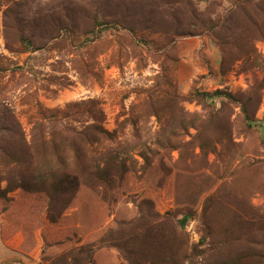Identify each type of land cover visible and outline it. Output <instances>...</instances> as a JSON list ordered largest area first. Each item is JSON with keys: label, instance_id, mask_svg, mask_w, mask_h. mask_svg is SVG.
Segmentation results:
<instances>
[{"label": "rangeland", "instance_id": "obj_1", "mask_svg": "<svg viewBox=\"0 0 264 264\" xmlns=\"http://www.w3.org/2000/svg\"><path fill=\"white\" fill-rule=\"evenodd\" d=\"M115 161L113 205L94 171ZM19 184L74 186L58 264H127L116 238L165 217L184 264H264V0H0V186ZM0 264L39 261L0 236Z\"/></svg>", "mask_w": 264, "mask_h": 264}, {"label": "trees", "instance_id": "obj_2", "mask_svg": "<svg viewBox=\"0 0 264 264\" xmlns=\"http://www.w3.org/2000/svg\"><path fill=\"white\" fill-rule=\"evenodd\" d=\"M203 94L212 97L222 96L225 93L216 91L211 95ZM94 142V140L91 141V145ZM74 162L76 164L87 163L83 157L80 160L76 158ZM126 171L116 161L115 164L107 163L103 170L98 167L94 171L95 184H105L112 189L111 194L115 199L113 205L120 200V197L113 193L114 186L120 185ZM73 173L74 175L71 172L65 175L66 178H72V184L83 180L84 170L79 169L78 172ZM34 186L19 184L13 189L14 191H11L9 186L5 189L0 186L1 237L9 249L36 259L39 264H58L61 263L60 253L67 251L64 255L74 254V248H70V246L75 245L73 237L76 235L75 233L70 234L73 227L69 226L73 217L69 218L66 215V210L74 199H71V196L66 199L62 195L66 192L72 193L74 186L68 185L62 189V194L54 184H43V187ZM25 193H28L29 196ZM111 194L106 195L110 196ZM191 215L192 213H187L185 217L190 218ZM135 221L134 218V223ZM167 222L170 224L165 229L164 226ZM63 223H66L68 228H65ZM180 223L182 227L179 229L173 219L165 217L159 220L158 226L155 228H159L161 233L158 232L159 230L154 231L151 227L131 226L125 237L116 238L117 241H123L129 245V249L124 251L125 262L127 264H146V258L152 255L149 264H184L187 260L189 244L186 241L185 230H183L185 223L183 224L182 220ZM102 244L103 242H98L97 246ZM114 247L120 248L119 245ZM85 252L87 256L83 264H92L94 248L88 247L86 251L82 248V253ZM51 254L52 258L55 255L58 257L51 259ZM62 264L78 263L72 259Z\"/></svg>", "mask_w": 264, "mask_h": 264}, {"label": "crops", "instance_id": "obj_3", "mask_svg": "<svg viewBox=\"0 0 264 264\" xmlns=\"http://www.w3.org/2000/svg\"><path fill=\"white\" fill-rule=\"evenodd\" d=\"M0 236H1V233H0ZM1 240H2V237H1ZM2 242H3V240H2ZM4 244V243H3ZM5 245V244H4ZM6 248H8L7 246H6ZM9 249V248H8ZM9 250H11V249H9ZM11 251H13V250H11ZM13 252H16V251H13ZM16 253H18V254H21L22 256H24L25 257V255H23L22 253H19V252H16Z\"/></svg>", "mask_w": 264, "mask_h": 264}]
</instances>
